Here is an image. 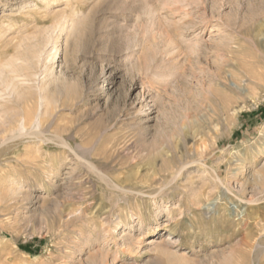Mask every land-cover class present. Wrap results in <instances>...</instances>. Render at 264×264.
<instances>
[{"label":"rangeland","instance_id":"1","mask_svg":"<svg viewBox=\"0 0 264 264\" xmlns=\"http://www.w3.org/2000/svg\"><path fill=\"white\" fill-rule=\"evenodd\" d=\"M0 264H264V0H0Z\"/></svg>","mask_w":264,"mask_h":264},{"label":"bare ground","instance_id":"2","mask_svg":"<svg viewBox=\"0 0 264 264\" xmlns=\"http://www.w3.org/2000/svg\"><path fill=\"white\" fill-rule=\"evenodd\" d=\"M57 53L59 54V51L57 50ZM154 81V80H153ZM143 113V112H142ZM147 114V112H144V114L143 115H146ZM28 120H29V115H27L26 117H25V122H28ZM27 124V123H26ZM36 138V137H35ZM153 161V160H152ZM166 161V160H165ZM154 162V161H153ZM97 171V170H96ZM162 171V170H161ZM180 171V170H179ZM160 172V171H159ZM166 172V171H165ZM100 173V172H99ZM163 173V172H162ZM179 174L177 173V175L176 176H178ZM175 176V177H176ZM161 177H163V176H161ZM107 178V177H106ZM179 178V177H178ZM164 179V178H163ZM109 180V179H108ZM119 185V184H118ZM116 187V186H115ZM108 188V187H107ZM119 188V187H118ZM165 188V187H164ZM124 190V189H123ZM114 230V229H113ZM89 232V231H88ZM102 232V231H101ZM154 232H156V230L154 231ZM80 234V233H79ZM91 234V233H90ZM103 234V233H102ZM107 235V234H106ZM155 235V234H154ZM153 235V236H154ZM88 236V235H87ZM80 237V236H79ZM134 241V240H133ZM95 242H97V241H95ZM150 243V242H149ZM152 243H154V241H152L151 242V244ZM158 248H161V249H166V246H163V245H158ZM104 249V248H103ZM96 252V251H95ZM165 252V251H164ZM160 254V253H159ZM168 257V256H167ZM103 259V258H102ZM115 260V259H114ZM158 260V259H157Z\"/></svg>","mask_w":264,"mask_h":264}]
</instances>
